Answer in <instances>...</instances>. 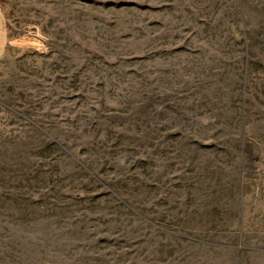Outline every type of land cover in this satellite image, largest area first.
I'll return each mask as SVG.
<instances>
[{
	"label": "rangeland",
	"instance_id": "obj_1",
	"mask_svg": "<svg viewBox=\"0 0 264 264\" xmlns=\"http://www.w3.org/2000/svg\"><path fill=\"white\" fill-rule=\"evenodd\" d=\"M194 1L0 0V264H264V0Z\"/></svg>",
	"mask_w": 264,
	"mask_h": 264
},
{
	"label": "crops",
	"instance_id": "obj_2",
	"mask_svg": "<svg viewBox=\"0 0 264 264\" xmlns=\"http://www.w3.org/2000/svg\"><path fill=\"white\" fill-rule=\"evenodd\" d=\"M200 1V0H199ZM208 0H201V4L204 6L206 4ZM196 3V0L193 2V4L195 5ZM195 18V17H193ZM198 20H203L202 19H198ZM181 21V19H180ZM190 24L192 26H189L187 29L189 30L190 32V35H191V41L193 40L194 36H195V33H194V25H193V19L192 21L190 22ZM7 38H8V31H7V21H6V17H5V14L3 12V9L2 7L0 6V60L2 59L3 57V54L5 52V49H6V46H7ZM194 42V41H193ZM191 45H193L191 43ZM194 52H197L196 50H194Z\"/></svg>",
	"mask_w": 264,
	"mask_h": 264
}]
</instances>
